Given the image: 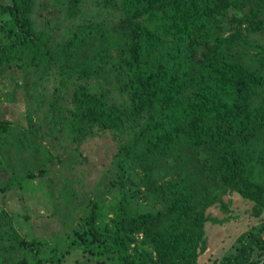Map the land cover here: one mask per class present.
Returning <instances> with one entry per match:
<instances>
[{
    "label": "trees",
    "instance_id": "obj_1",
    "mask_svg": "<svg viewBox=\"0 0 264 264\" xmlns=\"http://www.w3.org/2000/svg\"><path fill=\"white\" fill-rule=\"evenodd\" d=\"M14 87L0 193L39 190L61 231L26 239L0 208V264H264V0H0V96ZM103 133L104 178L41 188ZM208 222L243 230L203 255Z\"/></svg>",
    "mask_w": 264,
    "mask_h": 264
},
{
    "label": "rangeland",
    "instance_id": "obj_2",
    "mask_svg": "<svg viewBox=\"0 0 264 264\" xmlns=\"http://www.w3.org/2000/svg\"><path fill=\"white\" fill-rule=\"evenodd\" d=\"M5 84V83H4ZM7 89H11V84ZM1 97V105L6 108L5 118L18 121L20 126H24L23 114L25 113L26 103L24 101L20 88H13L11 98L5 100ZM60 138V137H59ZM56 139V138H55ZM45 141H43L44 143ZM48 146V145H47ZM44 147V146H43ZM45 148V147H44ZM58 152L57 156L60 162L53 165V170H49L48 176L42 178L43 186H46L60 176L63 180H71L73 185L82 186L84 189L92 187L100 178H104V169L111 171V157L113 156L115 146L109 134L103 133L100 137H89L81 142L78 150L84 155V160L80 165L73 164V169L69 171L61 170L60 163L64 159H77L76 154H72L69 150ZM70 154H69V153ZM62 164V163H61ZM106 169V170H107ZM37 185V180L31 181ZM39 187V186H38ZM21 190L0 193V208L6 209L12 217L13 225L17 231L26 239L31 237H41L49 240L51 236L60 235V228L55 218L50 215L49 202L45 199L39 190H35L30 194H22ZM143 204H141V207ZM211 216H220L221 213L215 208L211 210ZM210 225V227H209ZM207 237L208 244L203 255L218 256L229 245L236 233L243 230L240 222H231L228 225L217 226L212 222H208ZM230 237V239H229ZM77 259V261L75 260ZM63 264H106L99 260H90L86 256H79L77 249L71 250Z\"/></svg>",
    "mask_w": 264,
    "mask_h": 264
}]
</instances>
